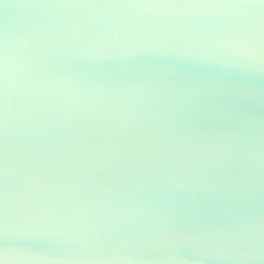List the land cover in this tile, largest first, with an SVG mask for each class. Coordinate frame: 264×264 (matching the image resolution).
Here are the masks:
<instances>
[{
  "label": "water",
  "instance_id": "obj_1",
  "mask_svg": "<svg viewBox=\"0 0 264 264\" xmlns=\"http://www.w3.org/2000/svg\"><path fill=\"white\" fill-rule=\"evenodd\" d=\"M0 264H264V3L0 0Z\"/></svg>",
  "mask_w": 264,
  "mask_h": 264
},
{
  "label": "snow or ice",
  "instance_id": "obj_2",
  "mask_svg": "<svg viewBox=\"0 0 264 264\" xmlns=\"http://www.w3.org/2000/svg\"><path fill=\"white\" fill-rule=\"evenodd\" d=\"M261 3H264V0H260Z\"/></svg>",
  "mask_w": 264,
  "mask_h": 264
}]
</instances>
